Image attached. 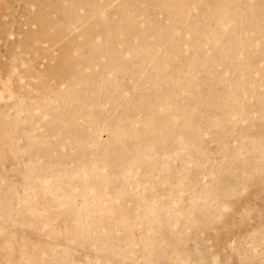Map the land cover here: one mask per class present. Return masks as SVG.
Listing matches in <instances>:
<instances>
[{"label":"rangeland","instance_id":"obj_1","mask_svg":"<svg viewBox=\"0 0 264 264\" xmlns=\"http://www.w3.org/2000/svg\"><path fill=\"white\" fill-rule=\"evenodd\" d=\"M0 264H264V0H0Z\"/></svg>","mask_w":264,"mask_h":264}]
</instances>
